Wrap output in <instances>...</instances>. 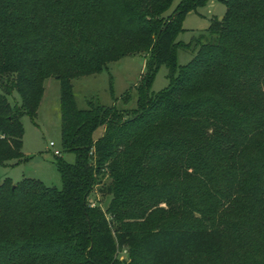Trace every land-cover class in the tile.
Listing matches in <instances>:
<instances>
[{
    "label": "trees",
    "instance_id": "trees-1",
    "mask_svg": "<svg viewBox=\"0 0 264 264\" xmlns=\"http://www.w3.org/2000/svg\"><path fill=\"white\" fill-rule=\"evenodd\" d=\"M174 1L0 0V164L24 159L22 117L49 76L75 153L56 155L60 188L0 178V264H264V0H222L186 43L184 17L209 0ZM137 54L135 107H77L73 79Z\"/></svg>",
    "mask_w": 264,
    "mask_h": 264
},
{
    "label": "rangeland",
    "instance_id": "rangeland-1",
    "mask_svg": "<svg viewBox=\"0 0 264 264\" xmlns=\"http://www.w3.org/2000/svg\"><path fill=\"white\" fill-rule=\"evenodd\" d=\"M175 0L167 11H172L176 5ZM225 11L222 0H209L203 7L197 8L194 12H189L183 19L184 31L179 33L177 40L189 42L198 32L203 31L209 24L212 16L221 17ZM193 53L190 49L178 48L176 51L177 63L182 65L188 62ZM145 56L137 54L125 56L117 61L110 62L103 71L80 76L72 80L73 92L78 108H86L87 101L103 105H115L117 108H133L136 105V87L141 75L145 71ZM168 69L161 65L152 81L150 91L157 92L168 84ZM128 91L129 99L124 101L123 95ZM19 102L16 92L9 97L10 101ZM60 82L54 76H49L44 80V92L39 102L36 116L31 119L25 115L23 121L22 152L24 159L18 163L7 165L0 164V178L9 177L12 182L23 178H36L47 186L61 187V178L56 167V155L54 150L60 151V157L66 162L75 160V153L64 151L61 145L60 130ZM98 130L96 134H99ZM54 142V146L49 143ZM96 190L93 191L90 201L105 210L109 197H102ZM126 256L123 250L119 253V258Z\"/></svg>",
    "mask_w": 264,
    "mask_h": 264
},
{
    "label": "built area",
    "instance_id": "built-area-1",
    "mask_svg": "<svg viewBox=\"0 0 264 264\" xmlns=\"http://www.w3.org/2000/svg\"><path fill=\"white\" fill-rule=\"evenodd\" d=\"M49 145L50 146H54V142H50ZM53 152H54L55 155H60V152L57 149H55Z\"/></svg>",
    "mask_w": 264,
    "mask_h": 264
},
{
    "label": "water",
    "instance_id": "water-1",
    "mask_svg": "<svg viewBox=\"0 0 264 264\" xmlns=\"http://www.w3.org/2000/svg\"><path fill=\"white\" fill-rule=\"evenodd\" d=\"M222 18V16L221 17H219V19H221Z\"/></svg>",
    "mask_w": 264,
    "mask_h": 264
},
{
    "label": "crops",
    "instance_id": "crops-1",
    "mask_svg": "<svg viewBox=\"0 0 264 264\" xmlns=\"http://www.w3.org/2000/svg\"><path fill=\"white\" fill-rule=\"evenodd\" d=\"M12 163V162H11Z\"/></svg>",
    "mask_w": 264,
    "mask_h": 264
}]
</instances>
